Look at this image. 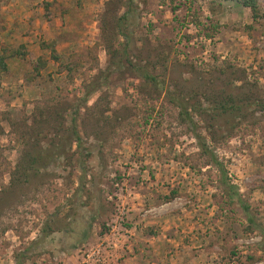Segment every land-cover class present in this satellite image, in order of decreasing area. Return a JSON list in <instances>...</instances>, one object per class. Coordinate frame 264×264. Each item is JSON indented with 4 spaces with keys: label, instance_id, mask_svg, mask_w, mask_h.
<instances>
[{
    "label": "rangeland",
    "instance_id": "rangeland-1",
    "mask_svg": "<svg viewBox=\"0 0 264 264\" xmlns=\"http://www.w3.org/2000/svg\"><path fill=\"white\" fill-rule=\"evenodd\" d=\"M254 3L0 0V264H264ZM167 91L193 106L252 223Z\"/></svg>",
    "mask_w": 264,
    "mask_h": 264
},
{
    "label": "trees",
    "instance_id": "trees-1",
    "mask_svg": "<svg viewBox=\"0 0 264 264\" xmlns=\"http://www.w3.org/2000/svg\"><path fill=\"white\" fill-rule=\"evenodd\" d=\"M239 3L245 7H248L251 11V13L255 12V3L254 0H239ZM128 8V5H127ZM127 11V10H126ZM126 18V14L125 12L123 14H121L118 17V24H117V28L119 30V33H121V35L123 37H125V39L127 38L126 34L121 30L122 24L124 23V20ZM123 48V51H125ZM127 63L129 65V67L136 72L137 76L145 81L150 83L151 85H153L155 88L159 87L161 88L160 85V81L157 80L155 78V76L150 75L149 73H147L146 71L140 70L135 64H133L130 60H127ZM166 96L168 97V99L179 109V113L181 115V117L188 122V124L191 126V128L193 129V136L196 139L197 142V147L200 149V151L207 155V157L209 158L210 162L217 168V170L220 173V180H221V184L223 185V187H225V190L230 194L233 195L236 199L237 204L240 206L241 210L243 211L246 220L249 223H252V218L250 216V213L248 211V205L241 199L237 188L234 184H231L229 181L226 180L225 178V174H224V169L222 164L217 160V158L215 157L214 153L212 152V150L209 149V147H207L203 137L194 130V122L192 120V117L189 115V112H187V110L193 109V106H190L186 103V101L181 98V97H177L176 95H173L172 93H169L168 91L166 92ZM227 103L226 102H220L218 104V107L214 108V111H218V112H225L227 111V108L232 109L234 108V106L231 105H227L225 106ZM198 108V106H197ZM69 133L72 137L71 141L75 142L76 146L79 147L80 145V136L78 134V132L76 131L75 128V121L73 118L70 119V125H69ZM37 153L32 156L30 158L29 164L34 165V163L36 164L39 160V156H37ZM257 231L260 233L261 237L264 238V230L262 228H260L259 226H256Z\"/></svg>",
    "mask_w": 264,
    "mask_h": 264
}]
</instances>
